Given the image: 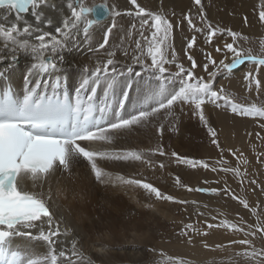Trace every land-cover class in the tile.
Segmentation results:
<instances>
[{
	"label": "bare ground",
	"instance_id": "1",
	"mask_svg": "<svg viewBox=\"0 0 264 264\" xmlns=\"http://www.w3.org/2000/svg\"><path fill=\"white\" fill-rule=\"evenodd\" d=\"M93 1L82 0V3L85 7L92 8V4L95 3ZM116 1L113 0L115 5H111L114 9L110 8L107 2L102 3L108 7L110 15L108 19L90 29L88 42H84L81 27V32L78 35L79 47L72 46L70 42L68 48L62 49L58 53L54 58L57 67L53 75L54 79L59 78L61 81L67 79L70 83V90L75 94V89L84 75V68L92 70L98 61L106 62L109 57L105 51L114 50L116 55L113 59L117 71L132 66L134 72L141 73L139 77L131 78L130 86L127 76L118 77L114 89L108 94V100L116 108L118 103L124 99L123 94L127 93V103L124 106L123 114L128 115L153 103L152 96L157 91V81L151 78L150 72L145 71L141 64H133L132 61V56L136 52L135 41L141 40L145 54L144 65L151 64V59L147 57L148 41L140 36V18L134 15V6L130 0ZM136 3L147 12L164 14L174 25L168 42L170 45L172 43L178 53L177 57L184 60L181 64L187 69L191 66V62L186 55V40H190L194 34L193 29L191 30L187 26L188 22L184 17L188 15L193 23L199 24L201 6L205 19L213 21L215 25L219 23L236 26L237 23H240L236 16L247 13L249 14L248 23L254 28V31L260 33L263 28L261 23L257 22V16L254 18L253 15L259 14V7L264 6V0H201V5H196L194 0H136ZM48 4L52 7L43 8V11L46 17L52 19L53 23L44 30H52L55 34L54 28L61 26L63 19L70 17L71 13L66 7V0H48ZM232 7L236 11L231 10ZM115 8L121 15L115 17L117 27L109 36V44L106 45V50L101 49L99 52H93L91 48L98 47L103 42V35L113 20L111 12ZM221 8L222 12L219 10ZM129 12H132L133 15H127ZM30 13L31 11L22 16L33 21L34 18ZM5 15L8 17L6 21L4 20ZM231 18L236 19L235 22L231 21ZM89 19H92L91 15ZM245 19L247 18L245 17ZM241 21L244 23V18H241ZM11 22H15V13L0 10V23L10 26ZM133 24L136 25L135 29L131 27ZM20 27H23L22 22H20ZM152 31L153 29L148 26L143 29L144 35L149 39H151ZM128 32H131V36H128ZM244 35L247 37V41L243 40L242 48L246 51L251 50L253 55L264 56V53L257 49L260 35L250 33ZM121 37L124 40L123 44L120 42ZM201 38L202 36L198 39L195 49L187 50V54L192 55L198 65L196 70H193L196 73L195 76H203L207 79L202 72L203 56L201 57V53H198V47L204 45V38L202 40ZM61 56L62 60L59 58ZM212 56L215 57V54L212 53ZM230 59L231 55L229 62ZM4 63L7 61L0 60V64ZM31 63L32 61L24 53H18V64L7 72L11 83L18 92L24 85L25 73L28 72ZM255 68V65L246 63L235 72H238L239 77L243 79L247 72H255ZM257 78L264 82V67L256 74ZM100 82L99 98L105 100L108 81L102 78ZM237 84L235 83L234 86L236 87ZM176 86L168 83L164 85L169 92ZM251 101H257V106L264 108V101L260 99L247 100L248 103ZM211 112L215 114L214 117ZM204 114L209 115L212 121L217 122L215 130L219 148L211 142L212 137L209 133L201 130V124L196 121L199 117L196 120L193 119L195 118L193 107L187 104L176 105L171 115H166L165 110H161L147 126L136 128L131 132L117 133L110 144H95L93 146L96 149L116 153L137 151L143 154L144 160L142 161H98L111 180L97 181L90 166L83 160L74 163L70 172L58 170L52 176L45 184L43 191L46 196L51 197L48 199V204L60 224L62 235L59 240L62 243L57 246V251L64 250L66 252V264L68 262L70 264L168 263L165 258L150 255V253L162 250L166 255L171 254L175 258L181 259L180 255H183L200 261L208 259L211 255H216V253L201 250L202 243L213 248L214 252H217L220 245L225 243L221 249V254L225 256L231 254L233 247L247 246L246 250H249L247 252H251L252 248L258 251L264 250V232H257L255 236H245L244 232L232 231L220 226L211 228L210 230L214 231L211 235L192 237L191 243H188L189 238L171 237L166 233L171 224L178 226L187 221L183 217L186 208L192 212V218L195 216L198 221L200 219L198 213L208 211L219 215L216 219L217 225H220L222 221H227L243 228L246 232L255 230L254 227L249 229V225L255 226L259 223L264 226V126L247 120L244 115L226 114L223 109L218 111V108L212 106L211 103L204 105ZM196 116L198 115L196 114ZM160 126H162V131ZM204 140L208 143L209 150L203 159L213 160L210 161L208 169L204 170L199 165L190 166L183 161H178L172 155V153H176L179 157L199 161L201 144ZM161 147L165 153L163 156L156 151ZM193 153L199 154V156L194 157ZM240 157L248 158L249 168L247 172L240 173L239 176L234 172L228 174L219 171V169L211 170L216 166L215 163L221 164L220 161L223 160L227 163L223 166L232 169L239 168L241 171ZM161 164L164 165L163 168L160 167ZM117 177L150 183L162 193L174 197L175 200L187 201V203L157 200L154 195L149 194L141 187L124 184ZM177 177L181 181L179 185L176 183ZM201 177L203 178L201 179ZM188 187L220 189L221 191L218 194H205L204 192L188 191ZM225 188L229 189L228 194L223 191ZM233 194L238 199H232ZM240 200L247 201L249 208L254 209L256 215L244 208L239 202ZM208 224L215 225L213 222ZM44 227L46 229L47 225ZM242 239L249 240L251 247L231 243ZM74 241L77 243L76 256H72ZM14 244L21 248L29 246L37 254H44L47 251L46 246L42 243L28 241L23 237L15 238ZM234 258L240 262H253V264H257L261 259L245 257L242 254L236 255ZM60 259L64 260L65 258Z\"/></svg>",
	"mask_w": 264,
	"mask_h": 264
},
{
	"label": "snow or ice",
	"instance_id": "2",
	"mask_svg": "<svg viewBox=\"0 0 264 264\" xmlns=\"http://www.w3.org/2000/svg\"><path fill=\"white\" fill-rule=\"evenodd\" d=\"M135 8L134 15L140 18V36L148 41L147 57L151 59V64L144 65V48L141 40H136V52L132 56L133 64H141L145 71H149L151 78L157 81V91L153 93L151 103L148 107L128 114H123L124 100L127 93L123 94L116 109H113L108 101V94L115 87L118 77L127 76L129 86L133 76L139 77L140 72H134L132 66L117 71L115 66L116 52L106 50L109 44V36L113 29L117 27L115 17L120 16L119 11L112 10L113 20L107 27L103 35V42L98 47H93V52L105 49V54L109 57L106 62L98 61L96 67L89 70L84 68V75L80 84L75 89L74 102H70L65 95L61 100L56 96V89L60 82L53 86V93L49 95L47 90L41 93V74L54 70L57 67L54 59L62 49L70 46L79 47L78 35L82 32L84 42L90 40V29L100 23L102 18L109 15L106 5H98L95 8H87L82 0H66V7L70 10V17L62 21L61 26L45 31L53 21L45 16L43 8L52 7L48 0H0V10L11 12L15 10V22L10 26L0 23V60L7 63L0 64V78L18 64V53H24L31 61L28 72L25 76V91L21 98H17L10 89H0V264H66L67 254L64 250L57 251V246L62 242L59 237L62 235L60 224L55 219L56 214L51 211L48 204L50 196H46L43 189L45 184L59 170L70 172L71 166L80 160L86 161L90 166L92 174L99 182L111 180L109 174L99 165L98 161H142L144 156L137 151H126L122 153L110 152L103 149H96L95 144H110L114 135L120 132H131L136 128L145 127L150 124L161 110H165L166 115H171L174 106L190 105L194 114L199 115L202 125L208 129L212 137L211 142L220 147L216 130L209 126L204 114V105L211 103L217 108L226 107L232 113L244 116L259 117L264 120V108L256 105H238L226 92L223 85L219 89L213 87L216 78L223 74L224 78H229L240 66L246 63L256 66L255 72L249 71L244 76L246 90L255 91L261 89V81L256 79V74L264 67V57L254 56L251 50H245L239 45L240 40L247 41V37L231 29L214 28L207 23L206 30L197 28L190 16L184 17L189 28L196 32L205 33L206 43H211L217 33L223 34L225 31L231 37L230 43L224 44V49L219 46L215 51L220 53L226 49L222 59L217 61L211 53H205L207 63L203 65V70L208 73L207 79L203 76H195L193 70L198 67L192 55L187 54L188 49H192L196 43L193 36L186 46L187 59L191 62L189 69L177 62V53L169 44V35L174 25L166 16L161 13L147 12L136 3L130 0ZM196 5H201V0H194ZM31 9L33 21L22 16ZM95 12L96 18L89 19ZM200 18L205 22L203 7L199 9ZM127 15H133L132 12ZM8 19L7 15L4 20ZM260 21L264 22V11L259 13ZM20 22L23 27H20ZM245 22L246 19H245ZM145 26L153 29L151 39L144 35ZM133 29L136 25L131 26ZM131 36V32H128ZM121 44L124 40L121 37ZM170 51V55H169ZM261 51L264 52V41L261 44ZM231 54L230 62L229 55ZM125 55L127 53L125 52ZM61 60L63 57H59ZM166 64L175 65L177 71L168 73ZM209 65L213 70L209 72ZM111 66V67H110ZM33 77L36 80L33 81ZM108 81L105 91V103L102 107H97L93 101L96 93V86L101 79ZM165 83L177 85L171 92L164 87ZM222 102V103H221ZM111 114V118H110ZM162 131V126H160ZM84 142V143H82ZM159 155H165L162 147L156 150ZM178 161H183L190 166L203 167L208 169L209 164L179 157L172 153ZM149 162V161H145ZM224 161L221 160L220 163ZM150 163V162H149ZM164 167L163 164L160 165ZM212 171H216L212 167ZM222 171H232L237 176L240 175L239 168L221 169ZM117 179L128 185H137L154 195L157 200H165L176 203H187V201L175 200L174 197L162 193L158 188L139 180H125L123 177ZM176 183H181L176 178ZM255 183V181H252ZM188 191L208 192L218 194L220 189L187 188ZM228 194L229 189H223ZM232 199H238L234 194ZM244 208L249 209L256 215L254 209H250L247 201H239ZM215 219V217H213ZM44 225H47L45 229ZM223 226L232 231L244 232L245 236H255L257 232H264V226L259 223L255 226L249 225V229L254 227V231H245L243 228L227 221H222L220 225L208 224L209 229ZM190 231H196L193 225H185L181 234L188 236ZM66 234V233H64ZM207 234V233H203ZM17 237L27 238L28 241H36L46 246V253L37 254L29 246L23 248L14 244ZM189 238L188 243H191ZM241 245H249L247 239L232 241ZM207 246V245H206ZM77 243L72 244V256L77 255ZM219 247V246H218ZM245 257L261 258L257 264H264V250L252 248L251 252L242 253ZM60 258H65L61 260ZM70 264V262H68Z\"/></svg>",
	"mask_w": 264,
	"mask_h": 264
},
{
	"label": "rangeland",
	"instance_id": "3",
	"mask_svg": "<svg viewBox=\"0 0 264 264\" xmlns=\"http://www.w3.org/2000/svg\"><path fill=\"white\" fill-rule=\"evenodd\" d=\"M104 1L108 3V6H110V8H112V6L115 5L114 2H113V0H94L93 2H95V3H93L92 5L94 6L96 4H102ZM114 1H116V0H114ZM112 9H114V8H112ZM230 9L236 11V9L233 8V7L230 8ZM219 10L221 12L223 11L222 8L219 9ZM115 11H117L116 8H115ZM261 11H264V6L263 5L261 7H259V13ZM162 15H164V14H162ZM248 16H249V14H247V13H241L240 15L236 16V18H238L240 20V23H237L236 26H233L231 24H225V25L223 24L222 25V24H219V23H217L215 25L213 23V21H209V20H206V19H205V22H202L201 21V18L199 19V22H198L199 24H197L195 22L194 23H195V25H196L197 28H202V29H205V30H206L207 23H210L214 28H220V29H231L232 28L231 30H233L235 32H238V33H241L242 36H245L244 34H247V33H250L252 35H260V37L258 39L259 41H258L257 49L261 51V44H262V41H264V22L260 21L259 14H257V15L254 14L253 15L254 18L257 16V22H260L261 25H262V27H263L262 28V32H260V33H263V34H260L259 32L254 31V28H252L251 25L248 23L249 22ZM245 17L247 18L246 19L247 22H245ZM241 18H244V21H243L244 23H242ZM230 20L235 22L236 19H232L231 18ZM187 26L189 27V25H187ZM192 32L194 34L193 36L196 37V43H195V45H194V47L192 49H195V47L197 46L198 39L201 36H202L201 40L204 38V40H203L204 41L203 47H198V49H199L198 50V53H201L200 54L201 57L203 56L204 64L207 63V61L205 59V53H211V55H212V53H214L215 54V57H213V56L212 57L214 59H216L217 61H219L220 59L223 58L224 52H226V49L224 51L220 52V53H217L215 51V49H216L217 46H219L221 49H224V44L231 42V37L227 35V32L226 31L223 34L217 33V35L214 36L213 39H212V42H211L212 44L211 43H206V41H205V33L198 32V34H197V32L195 31L196 32L195 33L194 30H192ZM242 32H245V33H242ZM200 34H202V35H200ZM186 42L188 43L189 40L187 39ZM242 44H243V40H240L239 41V45L241 47L243 46ZM212 45H215V46H212ZM171 46L173 47L172 43H171ZM213 47H214V49H213ZM188 50L191 51V49H188ZM262 53H264V52H262ZM228 55L230 56L231 54L229 53ZM254 56L264 57V56H258V55H254ZM183 61L184 60H182L181 58H178L177 57V62L178 63H182ZM227 62H229V60L226 61V63ZM165 67L168 69V74L175 73L177 71L175 65H170L169 66V64H166ZM189 68H190V66L188 67V69ZM185 69H187V68H185ZM194 70H196V69H194ZM212 70H213V66L212 65H209V72H211ZM202 72H203V74L206 77H208V73L205 72L203 70V68H202ZM194 74H196V73L194 72ZM237 79H238V81H237ZM227 82H229V83L227 84ZM235 83H238L237 86H236L237 89H235L236 88L234 86ZM261 84H262V86H261V89H260L259 92H256L254 90L255 89V83H253V91L249 92V91L246 90V82L244 81V78L241 79L239 77V73L238 72H234L233 74H231V76L229 78H224L223 74H221L220 76H218L216 78V82L214 83L213 87L218 90L219 87L221 85H223L224 88H225V90H226V92L230 95V97L234 100L235 103H237L238 105H244V106L247 107V106H251V105H254V104L257 106V104H258L257 101H255V102L254 101H251L250 103H248L247 100H259L260 99V100L264 101V82H261ZM211 105L216 108L215 105H213V104H211ZM222 109H223V112L226 113V114H234V113L231 112V110L229 108H226V107H221V108L219 107L218 108V111L219 110L222 111ZM211 114L213 115L212 117L215 116V114H213V112H211ZM234 115L237 116L238 114H234ZM193 116H195V118H193L194 120H196V118L199 117V115L196 116V114L193 115ZM205 117L208 120L209 126H211L212 128L215 127L214 129H216L217 122L216 121H212L210 119V116L207 115V114H205ZM246 119L249 120V121H253V122L257 123V124H260V125H263L264 126V120H261L259 117H255L254 118L252 116H246ZM196 121H199V123L201 124L199 118H197ZM201 130H203L205 133L206 132L208 133V129L204 125H202V124H201ZM201 146H202V149L200 151V160L199 161H203V162L209 164L210 161H213V160L203 159L205 157V153L207 152V150H209L208 143L204 140V142L201 144ZM193 156L194 157H198L199 154L193 153ZM240 159H241V164H242V169H241L240 173H245V172H247V170L249 168V160H248V158H241V157H240ZM226 164H227L226 161L223 162V163H221V164L215 163V165H216L215 168L216 169H219V171H222L221 169H232L231 167H225V166H223V165H226ZM223 172H226V171H223ZM231 172L232 171H227L226 173L231 174ZM202 178L203 177H201V179ZM204 193L205 194H209L208 192H204ZM189 212L190 211L188 210V208H186V210L183 212V217H185L187 221H185L184 223L179 224L178 226H175L174 224H171L170 225V228H169V231H166V233L169 234L171 237H174V236L175 237H183L184 235H182L181 232H182V230L185 229V225H187V224L193 225V228L196 231H190L188 236H184V238H186V239L192 238V237H196L197 235H205L203 233H207L206 235H211L212 233H214V231H212L209 228H207V225H208L209 222H213L215 225H217L218 221L216 219L219 217L218 214H212V213H210L208 211H202V212L198 213L199 216H200V219L198 221L195 216H194V218H192V216H193L192 215V212H190V213ZM213 217H215V219H213ZM202 244L203 245L200 246L201 250H203L205 252H208V253L213 252V253H216V255H211L208 259L200 261V260L190 259L189 256H183V255H180V256H182L181 259L175 258L171 254L166 255L164 253L165 251L162 250L161 252H153V253H150V255L151 256L154 255V256H157V257L159 256L162 259L165 258L168 261V263H161V262H157L156 263V262H153V263H150V264H189V263H192L193 264V263H201V262L202 263H206V264H253V262H249V263L240 262L239 260H237L236 258H234V256H236V255H240V254H242L244 252L249 251V250H246L247 246L240 247V248H234L233 247V249L231 251V254L225 256V255H222L221 254V249L223 248V246H224L225 243H223L222 245H220V247L217 249V252H214L213 248H209V246L207 244H204V243H202ZM145 264H147V263H145Z\"/></svg>",
	"mask_w": 264,
	"mask_h": 264
},
{
	"label": "water",
	"instance_id": "4",
	"mask_svg": "<svg viewBox=\"0 0 264 264\" xmlns=\"http://www.w3.org/2000/svg\"><path fill=\"white\" fill-rule=\"evenodd\" d=\"M97 6H98V5H97ZM95 7H96V6H95ZM95 7H94V8H95ZM109 15H110V13H109ZM109 15H108L106 18H102V19L100 20V22L105 21L106 19H108ZM92 16H93V18H96V16H95V12L92 13Z\"/></svg>",
	"mask_w": 264,
	"mask_h": 264
}]
</instances>
